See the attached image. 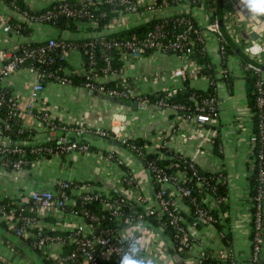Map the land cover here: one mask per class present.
I'll use <instances>...</instances> for the list:
<instances>
[{"label":"crops","instance_id":"1","mask_svg":"<svg viewBox=\"0 0 264 264\" xmlns=\"http://www.w3.org/2000/svg\"><path fill=\"white\" fill-rule=\"evenodd\" d=\"M56 0H23L31 10H39ZM140 4L151 3L154 0H137ZM215 1V0H214ZM188 4L170 7L158 12H148V17H163L175 12H188ZM201 7L192 10L198 23L205 26L204 38L206 51L220 74L219 43L215 32L207 28L209 14ZM23 15L16 12L6 0H0V55L17 44L30 41H43L50 38L74 39L97 36L102 32L117 31L123 27L134 25L144 19L135 14L129 15L124 25L104 29L102 32L88 31L80 27L72 33L60 31L46 24L27 21L30 27L28 35L18 36L3 31L5 22L22 20ZM224 23L231 38L241 49L246 45L256 44L262 52L254 59L264 64V17L259 19L242 15L235 0H224ZM68 67L78 69L82 56L76 49L66 54ZM243 62L236 54H230L227 59L228 70L233 76V85L227 88L224 82L218 84V115L203 125L193 120L180 117L171 109L160 110L154 106H143L138 101L137 106H126L114 97L101 96L80 85H62L47 82L38 93L36 99H31L30 91L36 82V73L27 67H19L1 80V86L11 90L16 99L18 110L23 119L24 127L38 129V140L49 135L68 141L71 134L61 131H46L39 125L37 115L45 111L50 118L61 123L80 125L90 131L109 130L113 125L122 126L124 137H144L151 140L146 149L157 151V146L163 139L166 145L175 152L187 156L192 162L210 172L224 171L228 188V196L224 200V208L218 210L222 230L230 232V244L224 242L222 233L217 226L202 225L191 227V235L195 238L192 253L209 251L216 256L233 254L234 264H251L250 220L248 210L250 203L249 175L251 172L248 160L250 150L249 137L253 129L250 120L245 91ZM1 67V61H0ZM109 80L124 79L136 88L141 95L170 91L182 88L188 81L194 88L205 89L207 79L198 77L193 67L188 66L185 57L172 53H153L136 59H126L122 72L115 73ZM107 79V80H108ZM32 104V112L28 105ZM93 129V130H92ZM54 134H53V133ZM89 133V132H88ZM85 136L95 150L113 151L117 146L109 139L104 140L94 133ZM47 134V135H46ZM65 134V135H63ZM162 138V139H161ZM161 139V140H160ZM120 158L135 176L138 187L148 195L151 187L148 175L140 162L124 148L120 147ZM123 170L116 162L107 161L93 151L81 152L73 150L64 155H52L47 159L39 158L26 168L10 169L2 164L0 157V199L12 198L20 203L25 202L34 190H45L51 187L52 181L66 179L76 184L91 183L100 190L109 191L120 187ZM93 182V183H92ZM90 185V184H88ZM184 212L189 208L183 205ZM55 220L42 218L37 226L49 228ZM19 246V248H16ZM21 244V245H19ZM16 248V249H15ZM0 255L14 264H35L32 252L17 238L11 237L0 229ZM30 255V256H29ZM176 255V254H175ZM171 256V255H169ZM264 256V247H263ZM172 257H174L172 255ZM184 262L188 259L180 257ZM175 261V260H174ZM191 262V259H190Z\"/></svg>","mask_w":264,"mask_h":264},{"label":"built area","instance_id":"2","mask_svg":"<svg viewBox=\"0 0 264 264\" xmlns=\"http://www.w3.org/2000/svg\"><path fill=\"white\" fill-rule=\"evenodd\" d=\"M58 1L62 2L55 10L48 9L39 15H29L28 21L38 23L53 22L57 14H62L67 18L87 16L88 21H77L78 28H86L89 24H91L90 27L96 26L97 18H94L93 14H91L86 7L100 0H80V7L69 5L64 0ZM119 3H126L125 12L117 10L119 11L118 14L109 19L106 24V29L124 25L129 15L135 14L140 19L143 17L145 19V17H148V12L153 13L162 11L160 10L162 9L161 7L156 8L153 6L154 1L149 4H140L137 0L136 2L119 0ZM139 5L142 6L143 9L138 10ZM22 15H27V12H24ZM49 25L54 26L53 24ZM207 26V28L217 32L219 38H221L217 31L216 20L215 22L208 23ZM3 31L22 36L18 32V26L12 25L9 21L4 23ZM195 33L196 28L194 23L190 20H184V28L175 31L172 35H168L165 30L156 27L149 31L143 38L133 37L121 39L119 41L105 42L103 45L106 48L113 49L117 53L119 52V57L123 59V61L141 57L146 51H151L149 55L156 52L178 54L185 57L188 66L193 67L194 71H196V64H194L190 58L191 54L194 52L193 34ZM219 38L217 36L218 41ZM18 45L19 44L8 49L6 52H2L0 55V86L1 80L23 65L26 59L51 62L56 59L55 57H58V60L64 61L66 60V54L74 48L70 42L54 38L48 39L45 44L36 48H23L21 53L16 51ZM242 49L252 58L263 51L262 48L256 44L246 45ZM86 52L89 54L88 67L82 62L78 69H73L71 71L72 73L77 72L84 76L85 81L83 87L95 93L106 95L107 97H136L137 101L145 104L147 103L148 98L138 94L136 88L127 83L124 79L119 78L118 80L120 81L116 85L106 87L102 83V80L105 81L108 79L107 77L118 72L112 68V57L106 56L104 58L105 64L99 69L102 76L98 75L93 68L95 61L92 58V51L88 50ZM27 68L36 73V82L30 91V97L33 100L37 98L38 93L43 88L41 77L44 76V73L34 65H29ZM59 70L63 72H61V75L53 71L46 73V75L48 74V76L53 78L58 84H69L70 80L67 76L71 73L66 72L62 67H60ZM258 71L259 78L256 83V103L264 112V71ZM176 90L177 88L171 89L169 94H175ZM155 104L167 105L164 97L157 98ZM12 105L15 109H18L16 102ZM174 107L182 109L181 105H175ZM28 110L32 112V104L28 105ZM218 110V100L214 96H210L203 100V103L201 106H198L196 111L184 110L180 113V117L188 118L198 125H203L213 121L218 115ZM36 115L40 127L46 131H61L62 133L71 134L72 139L68 142L59 141L55 145L41 148L42 151L51 156L64 155L73 150H79L81 152L90 151L89 142H79L80 137L88 132H92L101 138L116 139L120 142V147H122V144L126 143V137L123 136L122 126L113 125L109 130L99 129L90 131L80 125L61 123L50 118L45 111H40L36 113ZM260 139H264V130L260 131ZM249 140L250 150L248 160L251 163V148L258 140V136L252 134ZM162 145H166L165 139L161 141L157 148ZM13 151L18 153L24 152L21 148H14ZM6 152V148L0 147L1 158H3ZM95 153H98L104 160L116 162L118 165H126L120 158L117 150H108L106 155L103 154V150H97ZM258 158H264V154L260 153ZM23 163H25V161L21 158L17 160L2 159L3 166L12 169L22 168ZM186 164L185 167L190 172L191 176L201 181L202 177L198 174L194 165L192 163ZM148 168L150 172L155 171L156 176L160 180L161 187H159L155 193L153 192L154 189L150 187L148 189L149 194L146 195L143 190L138 187V182L131 171L132 176L123 179L120 178V186L122 187H120L119 190L104 191L86 183L78 185L73 183V181L57 179L52 181L51 187L48 189L32 191L28 199L23 203L10 198L12 200L11 202L6 205H0V220L5 221L7 228L16 237H22L24 239L32 237V247L39 249L41 254L49 260V264H118L120 250L124 246V232L131 225H135L140 229L143 235L149 239L150 247L146 249L148 254H166L172 256L170 240L164 232L166 222H168V225L175 226L181 233L179 240L180 244L184 242L187 235L189 236V241L191 240V255L186 257L188 262L182 261V264H198L197 257L202 255L203 251L199 252L197 255L192 253L195 238L191 235L189 229L191 227L211 224L214 221L213 216L202 209H198L196 213L199 220L196 219L193 220L192 223H187L185 216L186 212H184L183 209V205L185 206L186 204L183 203L182 197L189 196L191 189L188 187H177L175 181L171 182V180H173L171 176L162 175L160 169H156L157 167L155 168L152 163H148ZM177 176L185 178V171H178ZM70 184L72 185L71 187H69ZM115 194L120 196V198L115 199ZM74 196H81L82 201L101 199L103 200L104 207L109 209H111V205H114L115 208L111 211L108 219L115 220V222L113 224H108L103 222L96 214H90L87 211L79 212L76 209H68L69 205L74 204ZM205 201H209L208 204L210 209L218 206V200L210 195L205 198ZM128 202L129 204L133 202L143 206V210L135 215H124L119 209L121 203ZM253 203V207L255 208V233L250 251V261L251 264H264V167L259 169V185ZM188 208L189 213H186V215L191 213L190 207ZM149 216H156L157 219L160 220L159 224H152L148 221L147 217ZM42 218H45V220L53 218L55 222L51 224L49 228L37 226L38 221ZM179 222L186 224L187 233L184 231V226L179 225ZM50 231L65 232V234L50 233ZM183 244L186 245V242ZM0 264L14 263L0 255ZM174 264H177L176 261H174Z\"/></svg>","mask_w":264,"mask_h":264},{"label":"trees","instance_id":"3","mask_svg":"<svg viewBox=\"0 0 264 264\" xmlns=\"http://www.w3.org/2000/svg\"><path fill=\"white\" fill-rule=\"evenodd\" d=\"M10 6L16 10V12L23 14L27 12V15L23 16L22 20L18 21H10L12 25H17L19 29L20 35H28L30 33V27L28 26L27 21L29 20V15H39L42 12L51 9L55 10L56 7L62 1H54L50 5L39 9V10H31L29 9L23 0H6ZM69 5H73L74 7H80V0H64ZM85 1V0H82ZM132 2H136V0H130ZM182 4H188L189 10L188 12H175L174 14L166 15L163 17H149L145 18L134 25L123 27L117 31H109L107 33L102 32L106 29V24L108 23L109 19L113 16H116L119 11L125 12L126 3L121 4L119 0H100L95 2L94 4L88 5L86 7L87 10L93 14L96 20V26L90 27L89 24L85 29L90 31L91 29L96 32H102L97 36L93 37H86V38H74V39H62L58 38L59 40H65L70 42L73 49H76L80 52L82 56V62L88 67V60L89 54L88 50L92 51V58L95 61V65L93 68L95 69L98 75H102L99 71L101 67L104 66L106 56H111V65L112 68L117 73L122 72L124 61L119 57V52H115L113 49L106 48L103 44L105 42H112V41H119L121 39H129V38H143L147 35V33L153 30L156 27H159L165 30L168 35H172L175 31L184 28V20H190L194 23L196 28V33L193 34L194 40V52L191 54L190 58L194 64H196V75L198 77H204L207 79V87L205 89L201 88H194L190 86L189 82L186 80L184 81V85L182 88H177L175 94H169V91L163 92H156L146 94L148 101L146 106H154L162 109H171L175 111L177 116H180V113L185 111H196L198 106H201L203 100L214 96L217 100L218 94V84L219 82H224L227 88H231L233 85V76L230 75V71L228 70L227 59L230 54H233L231 48L228 44H226L217 32H215L216 36L219 38V53H220V74L219 70L216 69V66L212 62L211 57L206 51L205 46V38H204V30L205 26H202L198 23L195 17L192 14V10L195 8L201 7L205 10L207 15L209 14L208 23L215 22V1L214 0H154V7L162 9H168L170 7H177ZM143 9L142 6H138V10ZM119 10V11H117ZM78 20L88 21L87 16H76L75 18H67L62 14H57L53 22L48 21L44 22L46 24H53L56 28H58L61 32H76L78 31ZM91 30V31H92ZM167 35V36H168ZM47 42V40L43 41H30V42H23L20 43L16 51L22 52L23 48H36L40 45H43ZM59 51V50H57ZM151 51H146L143 56H148ZM54 54V53H52ZM51 62L47 61H37L36 59H26L25 63L20 67H28L29 65L36 66L44 76L41 77L42 84L45 85L47 82H54L57 83L53 78L49 77L46 73L53 71L58 75H61L59 70L60 67L64 69L66 72L71 73L67 77L70 80V83L67 85H80L83 86L85 78L84 76L80 75L79 73L75 72L72 73L70 67H68V62L66 60H58V57H55ZM245 67L244 71V81H245V91L247 97V104L248 108L251 112L250 120L252 124L253 132L252 134L258 136V140L255 144L252 145L251 148V163L250 164V175H249V190H250V203L251 206L249 207V211L251 214L250 220V243L252 248L253 237L255 233V223H254V210L253 207V200L255 195L257 194L258 185H259V169L264 167V158L259 159L258 155L260 153L264 154V139H260V131L264 130V112L261 110L256 103L257 91H256V83L259 78L258 74L259 71L255 68L248 66V64L243 63ZM63 73V72H62ZM103 76V75H102ZM120 80H102V83L106 87H112L116 85ZM264 90V85H263ZM99 94V93H97ZM101 96H105L103 94H99ZM164 97L166 100L167 105H156L155 100L157 98ZM122 104L126 106H132L134 100H137L136 97H128V98H118ZM0 147L6 148L7 152L3 155L4 158L9 160H17L23 159L25 163H23L22 167H28L31 162L38 160L39 158L47 159L51 155L45 153L41 150L43 147L55 145L58 143L62 138H53L49 135L43 137L42 139L38 140V129H33L31 127H24L23 119L20 114V111L13 107V103L16 102V99L12 96L11 90L4 86H0ZM182 106V109L176 108L174 106ZM15 112V113H14ZM36 114V112H35ZM93 130V129H92ZM107 130V129H105ZM92 135V132L88 133ZM65 135V134H63ZM70 141L71 139L68 138ZM104 140L108 138L103 137ZM67 141V142H68ZM88 142V139L85 135L80 137L79 142ZM90 144V142H89ZM151 145L149 139L144 137H132L126 138V143L122 144V148L127 150L138 163L142 164V168L148 173V178L152 189H154V193L156 190L161 187L160 180L156 176L155 171L150 172L148 168V163H152L156 169H160L162 175L171 176L173 180L171 182L176 183L177 187H188L191 189L190 195L182 197L183 203L190 207V214L186 215L187 223H192L193 220L198 219L197 210L202 209L207 213L211 214L214 218V221L211 225L217 226L219 232L222 233L224 242L226 244H230V232L227 231L226 233L222 230L223 225L220 224V218L218 215V210L221 208L223 209L225 204L224 200L228 196V186L226 182V174L224 171H217V172H210L207 170L202 169L194 162H192L187 156H184L180 152H175L167 145H162L157 148V151H149L147 146ZM14 148H21L23 149V153L14 152ZM90 151L96 152L95 148L90 145ZM108 151L103 150V154H107ZM192 163L194 167L197 169L198 174L202 177L201 181L195 179V177L191 176L190 172L186 169V163ZM121 170H123V174L121 179L128 178L132 176L130 169L126 165H119ZM11 169V168H10ZM185 171V178H181L177 176L178 171ZM76 184V182H73ZM91 185L90 182H87ZM93 183V182H92ZM72 185L70 184L69 187ZM210 195L214 199L218 200V210L216 208H209V201H205V198ZM115 199H119L120 196L115 194ZM74 204L69 205L68 209H76L79 212L87 211L90 214H96L101 220L108 224H113L115 220H109L108 217L111 214V211L115 208L114 205H111V209L104 207L103 200L96 199L92 201H82L81 196H74ZM10 198L0 199V205H6L7 203L11 202ZM112 204V203H111ZM171 208V206H170ZM143 210V206L137 205L136 203L131 202L128 203H121V207L119 209L124 215H135ZM148 221L152 224L158 225L160 220L157 219L156 216H149L147 217ZM199 220V219H198ZM180 226H184V231L187 233V228L185 227L186 224H182L179 222ZM0 229L11 237L17 238L22 244L25 245L26 248L32 252V261L35 264H49V260L41 254L39 249L32 247V237L29 238H22L16 237L8 228L4 220H0ZM164 232L169 237L170 240V250L173 255L178 254L180 257L185 258L191 255V240L189 241V236L187 235L184 242L180 244V235L181 233L177 230L175 226L168 225L166 222V227ZM50 233H62L59 231H50ZM69 233V232H68ZM186 242V245L183 244ZM21 245V244H19ZM19 248L16 244V248ZM15 248V249H16ZM67 248V247H66ZM174 248V249H173ZM68 250V249H67ZM30 256V255H29ZM198 264H234V257L233 254L228 252L225 256H216L212 254L209 249L203 251L202 255L197 257Z\"/></svg>","mask_w":264,"mask_h":264},{"label":"clouds","instance_id":"4","mask_svg":"<svg viewBox=\"0 0 264 264\" xmlns=\"http://www.w3.org/2000/svg\"><path fill=\"white\" fill-rule=\"evenodd\" d=\"M239 12L244 16L259 19L264 17V0H235ZM124 246L120 250L118 264H174V257L163 254H148L147 237L135 225L129 226L123 236Z\"/></svg>","mask_w":264,"mask_h":264},{"label":"water","instance_id":"5","mask_svg":"<svg viewBox=\"0 0 264 264\" xmlns=\"http://www.w3.org/2000/svg\"><path fill=\"white\" fill-rule=\"evenodd\" d=\"M215 20L218 33L220 34L223 41L229 45L232 52L249 66L260 71H264V64L256 61L254 58L246 54L243 49H241V47L236 44V42L231 38L230 34L228 33L226 25L224 23V0H215ZM113 100H116V97H114ZM137 104L138 101H134V105L137 106ZM141 105L145 106V103L141 102ZM109 142L117 146V152L120 151V142L118 140L109 139ZM174 258L177 264H182V260L180 259V256L178 254L174 255Z\"/></svg>","mask_w":264,"mask_h":264}]
</instances>
